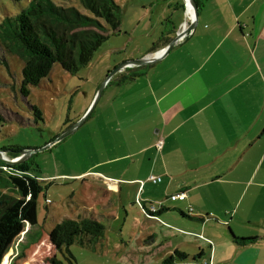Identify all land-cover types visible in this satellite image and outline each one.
<instances>
[{"label":"crops","instance_id":"0c3cea01","mask_svg":"<svg viewBox=\"0 0 264 264\" xmlns=\"http://www.w3.org/2000/svg\"><path fill=\"white\" fill-rule=\"evenodd\" d=\"M141 67L114 85L98 118L97 161L73 177L100 204L118 196L115 220L136 206L128 237L151 260L180 251L190 261L264 264V0H205L196 27ZM180 192L185 200H170ZM140 215L154 224L138 225Z\"/></svg>","mask_w":264,"mask_h":264},{"label":"rangeland","instance_id":"374dc122","mask_svg":"<svg viewBox=\"0 0 264 264\" xmlns=\"http://www.w3.org/2000/svg\"><path fill=\"white\" fill-rule=\"evenodd\" d=\"M55 1L66 6L72 5L76 0ZM114 1L121 8L120 31L111 33L95 53L92 62L76 73H68L59 64H55L46 78L36 87L30 88L27 98L20 93L23 68L21 60L8 54L0 46V115L3 118L0 126V149L18 146L26 151H37L29 157H32L29 163L32 168L38 169L32 173L38 177L43 187L37 201L36 226L31 227L24 222L15 226L0 224V264H52L53 259L60 264L163 262L145 257V254H141L144 247H138L136 241L128 237L129 226L134 223L132 219L138 216L136 206L128 204L124 198L128 204L129 216L126 218L121 211L120 218L115 220L112 205L117 202L118 196L111 195L110 206L107 203L100 204L99 197L88 195L87 182L73 177L86 171L97 161L95 142L99 114L102 106L112 98L114 85L119 82L121 73L114 75L103 88L106 78L122 63L141 59L163 33L173 31V26L177 28V24L185 16L179 9L182 0ZM27 5V1L14 3L11 0H0V21L7 15L19 13ZM178 5L180 7L175 9ZM100 91L101 95L96 102ZM32 106L42 114V119L37 122L31 111ZM82 119L83 123L75 131L55 142L56 138ZM46 147L48 149L43 150ZM81 214L104 225V238L94 249L75 243L69 248V253L66 249L57 252L54 227L64 219L76 220ZM145 219V215H140L138 225L154 224L146 223ZM121 225L127 227L122 233ZM255 238L258 237H240ZM158 240L161 242L164 239L160 237ZM144 241L150 242V238L145 237ZM193 256L175 264H184L193 259Z\"/></svg>","mask_w":264,"mask_h":264},{"label":"trees","instance_id":"16d2710c","mask_svg":"<svg viewBox=\"0 0 264 264\" xmlns=\"http://www.w3.org/2000/svg\"><path fill=\"white\" fill-rule=\"evenodd\" d=\"M11 1L14 3L27 1L28 5L21 8L19 13L7 15L0 21V46L23 64L20 93L24 98L29 96L31 87H36L49 75L55 64H59L64 71L71 74L88 66L110 34L120 31L121 8L114 0H76L72 5L66 6L55 0ZM195 2L200 9L205 0ZM173 33L174 31H170L167 35ZM165 35L163 34L152 46L151 52H156L170 43V38ZM145 68L126 69L121 73L119 83L139 77ZM31 111L35 122L42 119L41 112L35 106L31 107ZM2 123L3 118L0 115V126ZM23 151L25 149L18 146L0 149L9 160L19 157ZM31 159L32 157L17 164H8L0 159L2 225L15 226L24 222L33 227L38 223L37 201L43 187L38 177L32 173L38 169L32 168L29 163ZM54 230V245L57 252L66 249L68 253L69 248L75 243L94 249L104 238L105 232L101 222L88 218L85 214L79 215L76 220H62L56 224ZM233 240L242 245L256 239L233 237ZM186 259L184 253L175 251L162 264H175ZM52 264L60 263L53 259Z\"/></svg>","mask_w":264,"mask_h":264},{"label":"water","instance_id":"95a60500","mask_svg":"<svg viewBox=\"0 0 264 264\" xmlns=\"http://www.w3.org/2000/svg\"><path fill=\"white\" fill-rule=\"evenodd\" d=\"M182 1H183L184 10L186 11V8H188V5H187V1H188V3L190 4V8L192 9V11L194 13V17L190 21V23H188L187 27L183 28L182 30H181L182 26L179 27V29L175 33L174 38L170 41V43L165 48H163V49L159 50L158 52L154 53L153 56L144 57V58H141V59L136 60V61L125 62V63H122L121 65H119L118 67H116V69H114V71L112 73H110V75L106 78V80H105V82L103 84V88L108 83V81L114 75H116L117 73H121V72L125 71L126 69H131V68L141 67V66H148V65H151V64L157 62L158 60H160L161 58L166 56L169 53V51L171 49H173L184 36H187L196 27V24H197V21H198V17H199V7H198L197 3L195 2V0H182ZM100 95H101V91L97 94L96 102L98 101ZM83 121H84V119L79 121V123L75 124L66 133H64L61 136H59L58 138H56L55 142H59L62 139L66 138L73 131H75L80 126V124L83 123ZM52 144H50V146ZM48 147H46L43 150L48 149ZM36 152L37 151H26L25 150V151H23L21 153V155L19 157L15 158V159H12V160L7 159L4 156V154L2 152H0V159L3 160L4 162L8 163V164H17V163H22V162L26 161L31 155L36 154Z\"/></svg>","mask_w":264,"mask_h":264},{"label":"built area","instance_id":"2783aa9c","mask_svg":"<svg viewBox=\"0 0 264 264\" xmlns=\"http://www.w3.org/2000/svg\"><path fill=\"white\" fill-rule=\"evenodd\" d=\"M191 11H192V9L190 8V7H188V8H186V21H185V23H183V25H182V27H181V30L183 29V28H185V27H187V25H188V23H190V21L192 20L191 18H190V15H191ZM193 12V11H192ZM186 36H184L183 38H185ZM182 38V39H183ZM181 39V40H182ZM162 144H163V141H162V139H160V140H158L157 141V143H156V147H157V149H161V147H162ZM155 178L154 177H150V180H154ZM185 198H186V195H185V193H183V192H180V193H176V194H174V195H171L170 196V200L171 201H183V200H185ZM155 212V208H152V210H151V212H148L150 215H152L151 213H154ZM185 264H211V263H209V262H206V261H190V262H187V263H185Z\"/></svg>","mask_w":264,"mask_h":264},{"label":"bare ground","instance_id":"6f19581e","mask_svg":"<svg viewBox=\"0 0 264 264\" xmlns=\"http://www.w3.org/2000/svg\"><path fill=\"white\" fill-rule=\"evenodd\" d=\"M187 5H188V7H190V4L188 3V1H187ZM193 17H194V13L191 11L190 18L193 19ZM151 56H152V55H151Z\"/></svg>","mask_w":264,"mask_h":264},{"label":"flooded vegetation","instance_id":"af4514ba","mask_svg":"<svg viewBox=\"0 0 264 264\" xmlns=\"http://www.w3.org/2000/svg\"><path fill=\"white\" fill-rule=\"evenodd\" d=\"M128 74V72H126Z\"/></svg>","mask_w":264,"mask_h":264}]
</instances>
